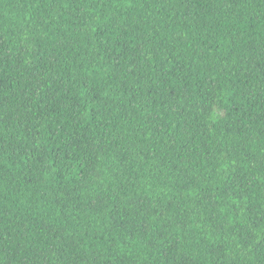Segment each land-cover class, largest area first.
<instances>
[{
  "label": "trees",
  "instance_id": "16d2710c",
  "mask_svg": "<svg viewBox=\"0 0 264 264\" xmlns=\"http://www.w3.org/2000/svg\"><path fill=\"white\" fill-rule=\"evenodd\" d=\"M0 264H264V0H0Z\"/></svg>",
  "mask_w": 264,
  "mask_h": 264
}]
</instances>
